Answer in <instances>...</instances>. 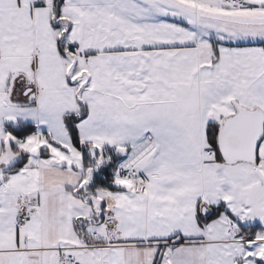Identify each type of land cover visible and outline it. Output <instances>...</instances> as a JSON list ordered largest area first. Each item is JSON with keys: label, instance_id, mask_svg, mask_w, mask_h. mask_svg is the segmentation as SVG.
<instances>
[{"label": "snow or ice", "instance_id": "snow-or-ice-1", "mask_svg": "<svg viewBox=\"0 0 264 264\" xmlns=\"http://www.w3.org/2000/svg\"><path fill=\"white\" fill-rule=\"evenodd\" d=\"M0 264H264V0H0Z\"/></svg>", "mask_w": 264, "mask_h": 264}]
</instances>
